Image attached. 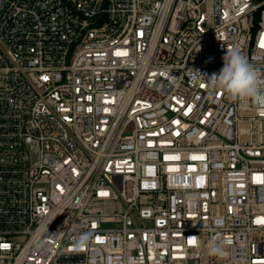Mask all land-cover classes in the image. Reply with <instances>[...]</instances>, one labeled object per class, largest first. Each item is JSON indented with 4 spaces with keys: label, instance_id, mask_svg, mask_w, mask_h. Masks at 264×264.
<instances>
[{
    "label": "built area",
    "instance_id": "1",
    "mask_svg": "<svg viewBox=\"0 0 264 264\" xmlns=\"http://www.w3.org/2000/svg\"><path fill=\"white\" fill-rule=\"evenodd\" d=\"M262 43L264 0H0V264H264V114L187 73Z\"/></svg>",
    "mask_w": 264,
    "mask_h": 264
},
{
    "label": "clouds",
    "instance_id": "2",
    "mask_svg": "<svg viewBox=\"0 0 264 264\" xmlns=\"http://www.w3.org/2000/svg\"><path fill=\"white\" fill-rule=\"evenodd\" d=\"M222 59V68L210 76L207 73H201L199 69H188L190 79L204 82L210 90L223 91L232 101L249 102L264 114V72L250 64L236 47L227 48ZM90 239L89 233H81L75 244L77 247L86 246ZM227 244L228 241L217 232L207 241L208 255L225 257Z\"/></svg>",
    "mask_w": 264,
    "mask_h": 264
},
{
    "label": "snow or ice",
    "instance_id": "3",
    "mask_svg": "<svg viewBox=\"0 0 264 264\" xmlns=\"http://www.w3.org/2000/svg\"><path fill=\"white\" fill-rule=\"evenodd\" d=\"M262 46H264V43H262ZM189 243H193V241H189Z\"/></svg>",
    "mask_w": 264,
    "mask_h": 264
}]
</instances>
